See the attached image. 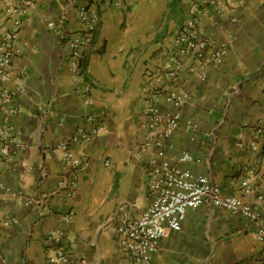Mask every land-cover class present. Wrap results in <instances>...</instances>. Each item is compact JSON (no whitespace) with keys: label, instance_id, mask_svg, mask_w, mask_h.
I'll return each mask as SVG.
<instances>
[{"label":"crops","instance_id":"crops-1","mask_svg":"<svg viewBox=\"0 0 264 264\" xmlns=\"http://www.w3.org/2000/svg\"><path fill=\"white\" fill-rule=\"evenodd\" d=\"M80 1L0 0V31L9 24L6 4L26 8L20 15V54L12 60L24 87L15 99L18 115L8 117L0 104V130L14 123L25 148L0 165V182L33 201L0 197V264H46L51 230L62 232L72 264H135L119 247L114 214L125 205L137 217L148 206L154 158L188 151L195 160L182 166L192 175H206L223 195L249 202L257 193H243L242 182L255 190L264 184V140L256 151L236 144L241 123L264 115V0H235L221 14L208 8L198 17L207 54H221L204 81L189 71L188 60L177 78L179 89L190 94L182 117L198 129L181 122L160 150L141 156L142 107L170 83L162 66L186 20L188 0H88L98 22L74 80L67 41L81 33ZM153 11L165 12L171 23L154 29ZM159 104L164 111L177 110L163 100ZM98 124L104 133L92 140L71 139L78 128L89 131ZM58 141H69L85 163L72 172L77 185L71 196L57 188L71 173L53 148ZM258 210L264 215V204ZM8 218L17 222L6 226ZM256 232L257 224L245 216L204 204L187 211L179 230H167L153 264H264V243Z\"/></svg>","mask_w":264,"mask_h":264},{"label":"built area","instance_id":"built-area-1","mask_svg":"<svg viewBox=\"0 0 264 264\" xmlns=\"http://www.w3.org/2000/svg\"><path fill=\"white\" fill-rule=\"evenodd\" d=\"M118 3V0H112ZM235 0H188L186 20L177 30L171 41V47L165 53L162 69L168 82L166 90L156 89L144 102L142 112L145 121L142 123V140L138 144L137 155L141 156L149 150H160L172 132L181 124L195 132L198 126L191 119H184L180 109L190 101V94L179 89L177 78L186 60L190 61L189 71L204 81L207 68L213 63L221 62V54H207L208 43L202 37L198 28V17L208 8L215 14H221ZM80 36L69 38L70 49L69 71L75 80L79 76L80 60L83 48L92 41L97 27V14L88 0H81L77 6ZM26 12L22 4L8 3L4 14L9 24L0 31V104L8 117L18 115L19 108L15 99L23 92L24 87L13 67V57L20 54L19 29L20 15ZM50 23L49 26H53ZM86 90H81L85 92ZM164 101L177 108L174 112L161 109L159 102ZM85 104L90 102L84 99ZM87 119L93 121V115ZM104 133L101 124L89 131L78 128L71 136L74 141L81 136L88 142ZM248 141L244 142L243 138ZM259 139L264 140V115L255 122H243L240 125V138L236 140L239 147L248 146L253 151L258 149ZM69 141L56 142L53 148L57 151L59 160L70 170V175L57 183V188L65 191L67 196L77 185L73 171L85 163L73 153ZM23 143L18 139L14 123L8 122L0 130V165L24 150ZM195 160L188 151L182 152L172 159L154 158L150 161L147 190L149 204L137 217H131L125 205H119L114 214L116 233L120 249L135 264H153L160 240L167 230H179L189 209H195L204 204L222 208L230 213H238L257 224L256 238L264 243V215L258 210L259 204H264V184L259 190L252 189L246 181L242 182L243 193L250 195L256 192L255 202H249L236 195H223L220 188L206 175L194 176L185 167V162ZM1 198H18L25 205L33 201L18 190L11 189L0 182ZM70 212L66 218L70 217ZM17 222L16 218L4 220V225L10 226ZM46 264H72L67 251L62 246V232L51 230L45 237Z\"/></svg>","mask_w":264,"mask_h":264},{"label":"rangeland","instance_id":"rangeland-1","mask_svg":"<svg viewBox=\"0 0 264 264\" xmlns=\"http://www.w3.org/2000/svg\"><path fill=\"white\" fill-rule=\"evenodd\" d=\"M171 15L173 12H171ZM169 16L165 14V12H158V11H153L151 15V27H154V29H157L159 26V29L162 30L167 26V24L171 23L168 21ZM175 20V19H174ZM168 21V22H167Z\"/></svg>","mask_w":264,"mask_h":264}]
</instances>
